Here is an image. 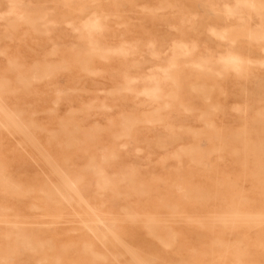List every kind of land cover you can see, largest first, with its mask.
I'll list each match as a JSON object with an SVG mask.
<instances>
[{"label":"rangeland","instance_id":"374dc122","mask_svg":"<svg viewBox=\"0 0 264 264\" xmlns=\"http://www.w3.org/2000/svg\"><path fill=\"white\" fill-rule=\"evenodd\" d=\"M259 2L0 0V264H264Z\"/></svg>","mask_w":264,"mask_h":264},{"label":"bare ground","instance_id":"6f19581e","mask_svg":"<svg viewBox=\"0 0 264 264\" xmlns=\"http://www.w3.org/2000/svg\"><path fill=\"white\" fill-rule=\"evenodd\" d=\"M247 1V0H246ZM260 2H261V0H259ZM259 2V3H260ZM248 4V3H247ZM228 9V8H227ZM95 22H91L89 25V27H93V26H95ZM203 34V33H202ZM97 41V40H96ZM90 42V41H89ZM149 42V41H148ZM152 42V41H151ZM147 43V42H146ZM89 44H91V43H89ZM86 48H87V46H86ZM90 49V48H89ZM152 49V48H151ZM153 50V49H152ZM255 62V61H254ZM223 63H224V65H227V66H231V67H233V68H235V69H237V68H240V65L243 63V58L238 54V53H236V52H228L224 57H223ZM160 66V65H159ZM119 73V72H118ZM200 75V74H199ZM124 77V76H123ZM132 81V80H131ZM179 89V88H178ZM83 90H84V88H83ZM158 90H159V86H158V84H154V85H152L151 87H148V88H145L144 89V92L146 93V94H149V95H153V96H156L157 95V92H158ZM179 90H181V89H179ZM179 90H177L178 92H179ZM82 92V91H81ZM143 92V93H144ZM108 94V93H107ZM143 95V94H142ZM141 95V96H142ZM145 97V96H144ZM149 97V96H148ZM147 97V98H148ZM143 101H144V98H143ZM146 102H148L149 103V100H147ZM257 111H259V110H257ZM260 112V111H259ZM8 116V115H7ZM6 116V117H7ZM8 119V118H7ZM11 120V119H10ZM13 124V123H12ZM16 126V125H15ZM17 129H19V128H17ZM7 131V130H6ZM28 140V139H27ZM250 140H248V142H249ZM17 145H18V143H17ZM69 147V146H68ZM40 148H42V147H40ZM37 149H39V148H37ZM43 149V148H42ZM41 150V149H40ZM217 150V149H216ZM219 150V149H218ZM43 152V151H42ZM39 153H41V151H39ZM46 153H47V151H46ZM42 154H44V152L42 153ZM48 154V153H47ZM41 155V154H40ZM47 157H49V156H47ZM42 158H43V156H42ZM44 159H45V157H44ZM43 159V160H44ZM48 161V160H47ZM49 162H50V160H49ZM55 163V162H54ZM37 165V164H36ZM48 165V164H47ZM50 167V166H49ZM57 167V166H56ZM51 168H53L52 166H51ZM53 170V169H52ZM60 170V169H59ZM54 171H57V169L55 168L54 170H53V172ZM3 172V171H2ZM41 172H43V171H41ZM57 173V172H56ZM56 173H54V174H56ZM63 173V172H62ZM44 174V173H43ZM59 174V173H58ZM57 174V175H58ZM22 175V174H21ZM45 177H47V176H45ZM58 177V176H57ZM67 177V176H66ZM255 177V176H254ZM3 178V177H2ZM48 178V177H47ZM68 179V178H67ZM69 180V179H68ZM61 181H63V180H61ZM5 182V181H4ZM262 182V181H261ZM262 185V184H261ZM263 186H264V184H263ZM28 187V186H27ZM262 188V187H261ZM28 189H29V187H28ZM56 189V188H55ZM124 189V188H123ZM70 190V189H69ZM263 190H264V188H263ZM28 191V193L30 192L29 190H27ZM3 192V191H2ZM1 192V193H2ZM200 193V192H199ZM199 193H198V195H199ZM4 194V193H3ZM118 195V194H117ZM130 195H132V194H130ZM135 195V194H134ZM128 196V195H127ZM133 196V195H132ZM116 198V197H115ZM38 199V198H37ZM19 200H21L20 198H19ZM160 200V199H159ZM202 200V199H201ZM80 201V200H79ZM117 201V200H116ZM20 202H22V201H20ZM21 204V203H20ZM23 204V203H22ZM35 204V203H34ZM85 205V204H84ZM88 205V204H87ZM131 206V205H130ZM24 207V206H23ZM37 207V206H36ZM87 207V206H86ZM133 207V206H132ZM24 209H25V207H24ZM34 209V208H33ZM89 209V208H88ZM90 210V209H89ZM92 213H93V211H92ZM153 216V215H152ZM262 216V215H261ZM97 217V216H96ZM31 218V217H30ZM229 218V217H228ZM247 218V217H246ZM249 218V217H248ZM33 219V218H32ZM154 219V218H153ZM231 219V218H230ZM234 219H236V218H234ZM255 219V218H254ZM99 220V219H98ZM221 220H223V219H221ZM229 220V219H228ZM128 221V220H127ZM155 221H157V220H155ZM82 222V221H81ZM158 222V221H157ZM93 223V222H92ZM162 223V222H161ZM102 224V223H101ZM25 225V224H24ZM27 225V224H26ZM25 225V226H26ZM30 225V224H29ZM37 225V224H36ZM103 225V224H102ZM213 225V224H212ZM87 228V227H86ZM110 232V231H109ZM113 234V233H112ZM1 237H2V235H1ZM119 237V236H118ZM117 237V238H118ZM181 237V236H180ZM175 238V237H174ZM4 239V238H3ZM121 241V239L119 238L117 241ZM100 243V242H99ZM121 243V242H120ZM124 243H126V242H124ZM69 244V243H68ZM101 244V243H100ZM63 244H61V246H62ZM124 245V244H123ZM60 246V245H59ZM121 246V245H120ZM104 247V246H103ZM164 247V246H163ZM126 248V247H125ZM25 249V248H24ZM26 250V249H25ZM127 250V249H126ZM111 255V254H110ZM112 256V255H111ZM172 256V255H171ZM135 257V256H134ZM151 257H153V256H151ZM112 258H113V256H112ZM96 259V258H95ZM222 258H220L219 260H221ZM57 260V259H56ZM59 260V259H58ZM94 260V259H93ZM92 260V261H93ZM98 260V259H97ZM157 261V260H156ZM168 261V260H167ZM58 262H61V261H58ZM58 262H56V263H58ZM172 262V261H171ZM152 263V262H151ZM168 263V262H167ZM60 264V263H59Z\"/></svg>","mask_w":264,"mask_h":264}]
</instances>
